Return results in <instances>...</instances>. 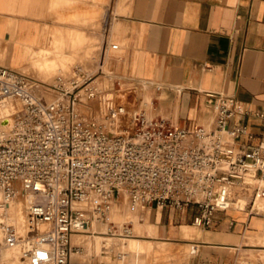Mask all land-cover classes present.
Returning a JSON list of instances; mask_svg holds the SVG:
<instances>
[{
  "label": "built area",
  "instance_id": "1",
  "mask_svg": "<svg viewBox=\"0 0 264 264\" xmlns=\"http://www.w3.org/2000/svg\"><path fill=\"white\" fill-rule=\"evenodd\" d=\"M97 78L56 76L48 84L0 64V98L19 103L10 133L0 126V204L28 199L26 232L3 215L0 229L3 245L20 247L25 264H71V252L81 251L71 236L105 222L119 203L130 210L192 205L200 227L233 207L264 216L255 206L264 202V145L237 143L246 133L238 100L207 92L213 123L188 130L130 109L134 102L116 97L123 80L103 90ZM49 91L57 94L51 101ZM255 115L264 119V110ZM109 225L107 234L132 235L130 222Z\"/></svg>",
  "mask_w": 264,
  "mask_h": 264
},
{
  "label": "crops",
  "instance_id": "2",
  "mask_svg": "<svg viewBox=\"0 0 264 264\" xmlns=\"http://www.w3.org/2000/svg\"><path fill=\"white\" fill-rule=\"evenodd\" d=\"M75 58L97 66L90 76L134 84V103L130 93L126 98L134 109H141L139 89L157 116L188 130L212 125L207 92L231 95L246 111L237 143L264 145V119L255 115L264 110V0H0V64L50 78L68 73ZM143 210L142 234L130 241L146 253L131 251L124 236L114 235L113 243L100 236L95 244H110V253L101 254L109 264L112 257L116 264H157V254L170 257L173 244L189 255L171 264H264V216L249 209L217 211L202 228L187 223L198 213L192 205ZM126 221L133 227L130 216ZM96 252L84 247L73 261L90 264L100 260Z\"/></svg>",
  "mask_w": 264,
  "mask_h": 264
},
{
  "label": "rangeland",
  "instance_id": "3",
  "mask_svg": "<svg viewBox=\"0 0 264 264\" xmlns=\"http://www.w3.org/2000/svg\"><path fill=\"white\" fill-rule=\"evenodd\" d=\"M48 55V53H45V56ZM89 56V55H87ZM73 63L69 64V68L68 69V73H57L55 72L53 75H51L50 78H45V74H39V72L35 71L33 69V71H23L24 73L28 74L29 76H33L35 78H38L42 81H44L45 83H48V84H54V78L56 76H62L63 78H65L67 81L73 77H80L79 74L75 73V69L76 68H82L83 69V72H85V74L88 75H92L96 69H97V66L95 65H79V64H76L75 62L77 61V59H72ZM77 70V69H76ZM108 71H110V67L109 65H104L103 66V72L107 73ZM68 74V75H67ZM104 75L100 76L99 78H102V79H98L96 82L100 83V84H106L108 81L107 80H103V77ZM103 82V83H102ZM120 84H121V88H122V91L124 92H118L116 93V97H118V95H121V94H125V93H133V87L135 86L134 84H127L125 83L124 81H119ZM98 83V84H99ZM100 86V85H99ZM138 87H141V84H137ZM103 90H108L109 87L105 86V87H101ZM137 90V97L138 98H141L142 102L141 104L139 105L141 108L145 109L151 116H156L157 115V112L155 110H152L151 109V100H150V95L148 93H143L142 91H139V89H136ZM49 93H51L53 96H56V92H53V91H49ZM131 97H133V100L131 102H133L135 100V96L131 95ZM1 100V98H0ZM13 105L15 106V109L18 108L19 106V103L16 102V101H13L12 102ZM135 107V106H134ZM133 105L130 106L129 108L130 109H134ZM11 118H13L14 120V115L10 116ZM165 118V117H164ZM22 197L20 196L16 201H22ZM122 207L121 211L122 213L120 212L119 214L124 216V219L126 221V218H128L129 216L132 218V221L135 222V224L133 225V227H131V233L132 235H128V236H124L122 238V241L124 242H129V246L128 248L131 250V251H134L136 254H145V250H140L139 247L135 246V242H131L130 239L131 238H137L136 235H141L142 234V231L140 230L139 227H136V222L137 221H143V217H142V214H145V211L144 210H130L128 209L124 204H117V205H114V209H113V214H112V217L110 218V220L114 221L113 223L115 224L117 222V214L116 213V208L117 207ZM132 212V213H131ZM119 215V216H120ZM134 217H133V216ZM164 216V215H163ZM163 216H162V221H163ZM120 221V220H119ZM127 222V221H126ZM96 221H93L92 225H91V232L89 234H85L83 236H77V237H74V241L76 242V239H77V243H80V244H83L85 249L89 252H94V251H97V255L99 256L100 260L98 258H93V260L91 261L90 264H109V258H105V257H102L101 254L103 255H106L105 253H110V244L109 243H113V242H116V239H115V236L114 235H110V234H107V232L110 231L111 227L110 225L107 223V222H104V223H97ZM167 223V222H166ZM181 223H185V222H181ZM188 224H193V220L191 222H187ZM131 224V223H130ZM132 225V224H131ZM177 225V224H176ZM99 227V228H97ZM198 228H202L200 226H198ZM102 230V231H101ZM102 236V237H105V239H108L106 240L108 243V245H106L104 242L103 245L99 246V247H96V241L99 240V237ZM79 239H82V240H79ZM86 240V241H85ZM119 240V239H118ZM79 241V242H78ZM175 242H178V243H183V242H186L188 240H179V239H176L174 240ZM174 245V250L173 252L171 253V256L170 257H167L165 254H162V253H159L157 254V259L155 260V262L157 264H171V263H174L176 262L177 258H181V257H184V255H189V252L187 253H183V256H182V253L181 251L179 253H177L179 251V249L182 247L180 246L179 244H173ZM97 248L99 250H96L94 249ZM80 249L82 250V247L80 246ZM91 254V253H90ZM115 254V253H114ZM179 254V257L177 256ZM6 257H8L7 254H5ZM143 257V255L141 256ZM117 259L118 257H112L110 258L111 260V264H116L117 262ZM9 262V261H8ZM8 262H4L3 264H7Z\"/></svg>",
  "mask_w": 264,
  "mask_h": 264
},
{
  "label": "bare ground",
  "instance_id": "4",
  "mask_svg": "<svg viewBox=\"0 0 264 264\" xmlns=\"http://www.w3.org/2000/svg\"><path fill=\"white\" fill-rule=\"evenodd\" d=\"M95 81H97V80H95ZM107 81L108 82L106 84H100L99 82L98 83H99V85L101 87L107 86L110 89H113L114 79L111 78V79H108ZM121 90H122V88H121ZM128 94L129 93L127 92L124 95H118V99L119 100H125L127 98ZM131 95L135 96L134 93H130L129 94L130 101L133 100V97H131ZM54 97L55 96H53L51 93H48V95H47V98H48L49 101L53 100ZM15 111H16L15 106L13 105V103L10 100H0V126L4 130V132L7 133V134L10 133V131L12 130V128L14 126V120L10 116H12L15 113ZM261 185L264 186V181L261 182ZM1 199H2V194L0 193V200ZM242 203L244 204V202H242ZM27 205H28V199H22V201L20 200V201L10 202V204L8 206L0 204V220L2 219V215H3V220L6 223L12 224L19 233L24 234L26 232L27 223H28V217H27V213H26ZM76 205L80 206L82 204H76ZM255 206H256V208H258L260 210H263L264 209V202L257 200L256 203H255ZM233 208L237 209L235 207H233ZM113 209H114V206L107 213L105 222H107L108 224H109V222H111L110 218L112 216ZM121 213H122V211H121ZM117 220H120L122 222L123 226L126 223H128V222L125 221L123 214L120 215V216L117 215ZM93 221H96V220H93ZM93 221L87 226V228L85 229V231H83V233H77V234H73L71 236V244H72V246H81L82 247V250L80 252H75V251L71 252V255H70L71 264H75L74 261H73V259L75 257H79V256H81L84 253V247L82 246V244L77 243V239H76V242H75L73 240L74 237L83 236L85 234H89L91 232L90 228H91V225H92ZM96 222L98 224L99 223H104V222H99V221H96ZM134 224H135V222H133V225ZM143 224H144L143 221H137L136 222V227L141 228L143 226ZM192 226L198 228V226H196L194 224H192ZM97 228H99V227H97ZM79 240H82V239H79ZM5 254H7L8 257H6ZM4 262H8L7 264H25L26 263V261H23L22 258H21V248L20 247L8 248V247L3 245V233H2V231L0 229V264H3ZM240 264H253V263H251V262L248 263L246 261H242Z\"/></svg>",
  "mask_w": 264,
  "mask_h": 264
}]
</instances>
